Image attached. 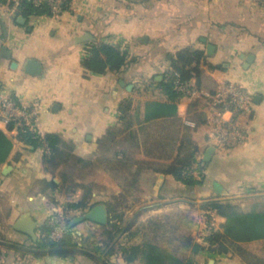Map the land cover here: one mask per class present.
I'll return each mask as SVG.
<instances>
[{
  "label": "crops",
  "instance_id": "0c3cea01",
  "mask_svg": "<svg viewBox=\"0 0 264 264\" xmlns=\"http://www.w3.org/2000/svg\"><path fill=\"white\" fill-rule=\"evenodd\" d=\"M0 5V55L4 45L12 53L0 56V99L38 100L42 135L55 132L72 140L82 157L140 151L138 158L147 166L139 182L144 197L156 205L193 202L190 198L264 199V0H70L60 16L33 14L23 16L24 23L17 21L22 15L17 16L16 5ZM86 33L94 39L77 40ZM94 41L119 46L130 62L119 73L86 70L82 60ZM208 45H213L210 53ZM188 47L203 53L199 62L187 65L197 67L192 78L199 88L214 92L234 81L253 94L256 105L242 121L247 141L231 150L215 149L208 161L203 159L211 146L207 103L175 97L162 85L178 53ZM250 54L254 59L247 64ZM28 58L42 63V75L25 72ZM0 129L13 142L0 164V195L13 205L11 230L1 236L25 240L28 235L13 224L26 213L37 218L46 196L35 187L48 170L40 148L20 140L14 127L0 122ZM189 158L206 163L201 184L187 185L165 170ZM212 258L214 264H242L232 253L209 257L208 264ZM85 263L96 264L81 256L20 254L0 244V264Z\"/></svg>",
  "mask_w": 264,
  "mask_h": 264
},
{
  "label": "rangeland",
  "instance_id": "374dc122",
  "mask_svg": "<svg viewBox=\"0 0 264 264\" xmlns=\"http://www.w3.org/2000/svg\"><path fill=\"white\" fill-rule=\"evenodd\" d=\"M255 106L254 104V108ZM73 144L72 152L70 146L63 147L64 152L55 163L49 164L44 157L47 154H43V163L48 174L35 187L46 196L44 200H40L35 213L39 224L58 211H63L72 218L89 210L66 209L71 202L81 199L89 202L100 201L107 205L108 223L96 225L88 221L80 224L79 228L89 237V241L101 245L106 253L112 251L109 259L114 264H145L141 255L132 262L125 261L124 250L131 252L132 246L146 244L157 245L183 258L193 257L197 264H208V258L215 256L210 252L209 242L203 243L200 240L205 223L204 212L207 209L203 204L205 201L196 202L194 198H190L193 202L173 200L156 205L155 200L144 197L139 182V174L147 166L138 158L140 151H129V155L124 151H97L89 157H82L75 150L74 142ZM54 178L60 187L49 186L47 181ZM229 199L223 200L234 203L245 211L253 208L264 209V199ZM12 207L10 197L0 195V238L3 231L11 230L9 216ZM219 216L214 220L215 234L223 233V224L226 221L225 219L221 222ZM10 238L13 241L16 237ZM196 242L205 245V248L193 253ZM220 242L216 247L221 246ZM222 244L242 264H264V241L244 245L224 238Z\"/></svg>",
  "mask_w": 264,
  "mask_h": 264
},
{
  "label": "trees",
  "instance_id": "16d2710c",
  "mask_svg": "<svg viewBox=\"0 0 264 264\" xmlns=\"http://www.w3.org/2000/svg\"><path fill=\"white\" fill-rule=\"evenodd\" d=\"M7 2H9L11 6L15 5L14 0H0V4H4ZM16 11L17 16L22 15L24 17H28L33 14H49L46 8H36L29 0H19L18 5H16ZM202 56L203 53L199 50H193L189 47L185 48L178 53L177 59H175L173 63L174 70L180 71L184 78H191L193 72L195 71V68L197 67L187 68V65L190 64L192 61L199 62V59ZM129 60L130 57L128 53L123 51L119 46L105 42L94 41L89 44L87 48V53L82 60V65L86 70L95 73H104L107 70H112L119 73L130 62ZM164 76L165 77L162 81V85L167 90V92L175 97H180V95L173 88V78L169 74V72L165 73ZM13 127V123L8 125L9 129ZM18 131V136L20 140L26 142L34 148H42L43 143H47L50 148V154H47L44 157L45 159H47V162H49V164L55 163V160L62 154V152H64L63 147L70 146V151L72 152V150H74L73 142L64 139L58 133L48 132L43 135L42 139H40L37 137H33V134L30 131H25L24 128H19ZM12 148V140L7 136V134L3 130L0 129V164L4 163L8 159ZM195 162V158H189L185 161H177L172 165H169L165 170L167 173L174 175L178 180L183 181L187 185H198L203 182V173L202 176L199 178L194 176H183V170L187 167H191L192 165H194ZM205 165L206 163L203 160H200L199 169L204 170ZM47 183L51 188L60 187V184H58L54 179L47 181ZM96 204L97 202H89L84 199H81L79 201L69 203L66 209L84 211L86 209H91ZM203 204L205 205V208L215 209L218 215L226 219L225 223L223 224V233H213L206 239V242H209L210 252L213 255H223L229 252V248L226 245L222 244V239L224 238L229 239L236 244L244 245L250 244L255 241H264V209L258 210L253 208L249 211H245L240 209L234 203L217 200H209ZM70 220L71 218L69 219V222ZM82 223H79L73 227L69 226L67 232L62 238H60L59 240H53L49 236L53 226L51 224L50 218H48L39 226V238L36 243L32 240L31 237L28 236L25 240H23L21 237H16L13 241L22 245L36 247L38 249L83 247L105 257L109 262H111L109 259V255L112 251L109 250L106 253V250L101 247V245L94 244L89 241V237L79 228L80 224ZM1 239L11 241V238L8 236H1ZM219 242L221 246L216 247ZM204 248L205 245L201 244L200 242H196L193 246V253H198L204 250ZM8 249L12 252L15 251L20 254L28 253L27 251L18 248L8 247ZM30 254L35 257H42L46 255L61 257L81 256L86 262L93 261L96 264H102L94 257L76 251L59 250L51 252H30ZM139 255L144 258L145 264H197L193 257L183 258L174 254L171 251H168L164 248L152 244H146L145 246L134 245L131 247V252L127 251L126 249L124 250V259L127 262H132ZM111 263L114 264L113 262Z\"/></svg>",
  "mask_w": 264,
  "mask_h": 264
},
{
  "label": "built area",
  "instance_id": "2783aa9c",
  "mask_svg": "<svg viewBox=\"0 0 264 264\" xmlns=\"http://www.w3.org/2000/svg\"><path fill=\"white\" fill-rule=\"evenodd\" d=\"M18 5L19 0H14ZM36 8H46L49 15L58 17L66 9L70 0H29ZM1 6V5H0ZM172 76L173 88L181 98L189 100H204L206 105L208 125V140L216 149L231 150L245 143L248 133L243 119L249 118L254 111V96L243 85L234 82H223L216 91L209 92L198 87L193 78H184L177 70L169 71ZM41 110V103L38 100L30 104L22 103L16 99L5 97L0 99V122L5 125L14 124V128H24L30 131L33 137L42 139L37 126V117ZM19 132V131H18ZM43 153L50 154L47 143H43ZM197 161L191 167L183 170L184 177H201L204 170L199 169ZM203 243L215 231L214 220L217 218L215 209L207 208L204 212ZM70 217L63 211L54 213L51 217L52 231L50 238L59 240L69 228ZM201 242V241H200Z\"/></svg>",
  "mask_w": 264,
  "mask_h": 264
},
{
  "label": "water",
  "instance_id": "95a60500",
  "mask_svg": "<svg viewBox=\"0 0 264 264\" xmlns=\"http://www.w3.org/2000/svg\"><path fill=\"white\" fill-rule=\"evenodd\" d=\"M25 18L23 16H19L17 21L20 23L25 22ZM94 37L90 35L89 33H86L82 36L77 37L78 41L84 42V41H89L93 40ZM209 53L213 49V45H208ZM12 53L11 51L7 48L6 45L3 46L2 53L0 56H6V57H11ZM254 59V55L250 54L247 56V64L251 63ZM24 70L27 74L30 75H42L43 74V65L40 61L34 58H28L25 65H24ZM216 147L211 145L203 159L205 161L210 160L212 153L215 151ZM10 169V166L5 167L4 173H7L8 170ZM89 221L93 222L99 225H104L107 224L109 221V212L107 205L103 202H99L96 205H94L91 209L88 211L75 215L71 218L69 222V226L73 227L79 223ZM39 225V220L33 216H31L29 213L21 215L13 224V228L21 233L27 234L32 238V240L36 243L38 241V234H37V227ZM0 244L5 245L8 247H13V248H18L27 252H51V251H76L84 254H88L98 261H100L102 264H112L109 262L105 257L89 250L83 247H65V248H58V249H38L36 247H30L27 245H22L14 241L10 240H5L0 238ZM215 260L212 258L209 261V264H214Z\"/></svg>",
  "mask_w": 264,
  "mask_h": 264
}]
</instances>
